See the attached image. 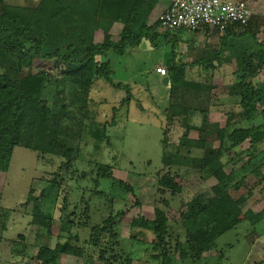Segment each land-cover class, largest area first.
<instances>
[{
  "label": "trees",
  "instance_id": "obj_1",
  "mask_svg": "<svg viewBox=\"0 0 264 264\" xmlns=\"http://www.w3.org/2000/svg\"><path fill=\"white\" fill-rule=\"evenodd\" d=\"M157 2L39 0L36 5H26L0 0V170H8L17 145L59 155L66 164L79 158L77 145L86 125L92 88L102 78L113 86L119 85L113 77L112 61L105 58L107 52L110 49L125 52L146 38L158 46L155 39L160 34L175 49L174 35L168 30L158 31L159 19L148 23ZM99 18L122 23L118 41L95 43ZM248 27L236 24L229 28L245 34L248 42L235 72L238 80L228 86L231 101L240 103L243 109L227 112L224 126L217 121L188 123L190 111L196 108L204 114L209 111L217 84L210 79L181 77L179 73L186 71V63L175 61V55L166 60L170 77L167 121L180 120L188 128L180 138V145L201 149L202 154L193 166L201 178L214 177L216 181L210 189L199 190L186 202L180 212L185 238H175L173 252L170 247L173 226L165 209L156 205L154 218L133 217L130 238L138 242L150 238L148 242L155 251L150 256L161 264H174L177 254L179 259L191 258V263L196 264L204 253L210 255L216 250V240L229 229L245 220L254 228L264 222V207L254 209L264 199V79L254 81L264 68V39L249 34ZM36 60L52 61L58 75L53 76L47 69L32 72ZM25 69L29 72L25 73ZM194 91L204 96V108L191 106L182 99ZM245 121L250 123L243 124ZM222 127L227 129L224 137L220 135ZM190 129L197 130L199 136L189 137ZM216 140L218 146L214 144ZM244 153L248 156L246 160ZM112 169L110 164H99L93 193L104 195L112 191V202L126 199L129 193L136 195L141 175L137 173L134 181H124L115 179ZM112 209L102 223L88 227L87 221L80 223L71 215L46 214L42 201L35 199L29 243L38 249L32 263L60 264V257L72 254L82 242L86 258L93 256L97 258L93 260L114 264L117 253L107 257L109 244L101 243L107 232L117 237V218L124 210L114 213ZM0 211V229L5 230L12 210ZM53 224L58 225L59 233L55 245L50 246L49 229ZM75 226L90 228L88 239L81 240L79 233L73 231ZM12 242L17 244L16 240ZM95 246L101 247L98 256L91 253Z\"/></svg>",
  "mask_w": 264,
  "mask_h": 264
},
{
  "label": "rangeland",
  "instance_id": "obj_2",
  "mask_svg": "<svg viewBox=\"0 0 264 264\" xmlns=\"http://www.w3.org/2000/svg\"><path fill=\"white\" fill-rule=\"evenodd\" d=\"M6 1L26 5H36L38 2ZM157 19L151 20V23ZM120 27L121 24H112L111 30L102 28L98 31V38L104 42L118 41ZM162 30L158 28V31ZM193 32L179 30L183 41L189 40ZM155 43L158 46L146 38L140 45L129 47L125 52L110 49L104 54L105 58L112 61L113 77L119 85L113 86L102 78L92 88L86 125L77 145L79 158L66 164L65 158L59 155L38 153L21 145L14 148L8 170H0V209L2 212L4 208L12 210L6 221L7 228L0 229V264H33L38 248L29 243V239L32 241V208L35 199L42 201V210L46 214L54 217L71 215L80 223L87 221L88 227L102 223L111 208L114 213L124 210L121 217L117 218V237L107 232L101 238V243L109 244L111 250V253L108 250L107 257L111 258V254L117 253L114 264H161L150 256L155 252L148 242L150 238L139 242L130 238L133 217L142 215L154 218L156 205L165 209L173 226L171 252L175 250V238H185L180 212L191 197L199 190L210 189L216 179H203L194 168L193 163L201 156V149H188L180 145V138L188 128L180 120L173 123L167 121L170 85L164 84V75L156 72V63L163 61L165 65L173 52H181L182 57L177 59L179 62L192 61L186 53L187 46H179L177 40L176 51L172 42H165L161 34ZM200 68L204 69L189 66L186 71H180L179 76L200 81L210 79L204 77V70ZM41 69H47L53 76L58 75L52 61L36 60L32 72ZM190 70L192 74L189 75ZM24 72L29 71L25 69ZM225 91L228 92L223 87L214 90L219 102L225 100L222 98L227 94ZM197 93H187L182 99L191 106L204 108V96ZM226 118L224 108L210 106L206 114L200 108L190 111L188 123L200 125L206 121H217L224 126ZM248 123L245 121L243 124ZM226 133L227 129L222 127L220 135L224 137ZM198 136L197 130H189V137ZM214 144L218 146L219 140ZM243 157L246 160L248 156L244 153ZM101 163L112 165L115 179L134 181L135 175L140 174L136 195L129 193L126 199L112 202V191H106L104 195L93 193ZM254 207H264V199ZM89 230L81 226L73 229L79 233L81 240L88 239ZM58 233V225L53 224L49 229L50 246L55 245ZM256 238L261 240L262 248L252 252ZM14 240L17 241L16 245L12 242ZM216 242V250L210 255L204 253L196 264H264V222L254 228L245 220L229 229ZM81 245L76 246L72 254L60 257V264H104L103 261L93 260L97 259L93 256L90 257L92 259L86 258ZM95 248L91 253L98 256L101 247ZM173 260L174 264H192L191 258L181 260L178 254Z\"/></svg>",
  "mask_w": 264,
  "mask_h": 264
},
{
  "label": "crops",
  "instance_id": "obj_3",
  "mask_svg": "<svg viewBox=\"0 0 264 264\" xmlns=\"http://www.w3.org/2000/svg\"><path fill=\"white\" fill-rule=\"evenodd\" d=\"M140 1L141 0H136V3H139ZM171 1L172 0H158L157 4L150 13L148 23L151 24V20L158 18L161 12L170 5ZM248 2L253 4V6L255 7V12L251 17L248 25L249 34H256L259 40L264 39V0H248ZM112 24H121L118 32L121 31L123 26L122 23L105 18L98 19L94 36L95 43L101 41V39L98 38V31L102 30V28H105L107 30L111 28ZM179 30H177L176 32H170L171 34H174L173 38L179 40V46H183V44H185L183 47L187 46L186 53L192 58V61H184L187 63V67H204V69L200 68V70H204V77H209L214 84H217L216 88L223 87V89L228 90V86H231V83L238 80L236 78L238 76H236L235 72L239 69L240 66L239 62L240 57L242 56V49L248 42V40L246 39V35L240 34L241 32H239L238 29H236V31L228 29V31L226 30V32H220L217 30L206 28L194 31L189 40L183 41L184 37L181 33H179ZM236 33H239V35ZM175 49L177 51L178 47H175ZM180 53L181 52H173L172 57L175 55V61L177 62H179L177 59L179 57H182ZM158 65H164L163 61H159L158 63H156V67ZM164 66L167 67V64H165ZM190 74H192L191 70L189 75ZM261 77H264V68L257 76H255L254 81H262ZM225 92L227 94H225L226 96L224 95L222 97L223 99H225L222 102H219L218 95L216 94V92H214L215 95L213 96V98L215 103L213 102L211 107L215 106L224 108L226 112L241 111L243 109L241 104L235 101H231L229 92ZM255 210L258 211L259 209ZM260 247L262 248V242L260 239L256 238L253 243L252 252L258 251Z\"/></svg>",
  "mask_w": 264,
  "mask_h": 264
},
{
  "label": "built area",
  "instance_id": "obj_4",
  "mask_svg": "<svg viewBox=\"0 0 264 264\" xmlns=\"http://www.w3.org/2000/svg\"><path fill=\"white\" fill-rule=\"evenodd\" d=\"M254 12L255 7L245 0H172L158 19L160 27L171 32L206 28L226 32L236 24L248 26ZM156 69L161 75L167 74L164 65Z\"/></svg>",
  "mask_w": 264,
  "mask_h": 264
},
{
  "label": "water",
  "instance_id": "obj_5",
  "mask_svg": "<svg viewBox=\"0 0 264 264\" xmlns=\"http://www.w3.org/2000/svg\"><path fill=\"white\" fill-rule=\"evenodd\" d=\"M170 77L168 75L162 78V82L166 85H169Z\"/></svg>",
  "mask_w": 264,
  "mask_h": 264
}]
</instances>
